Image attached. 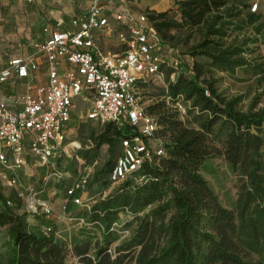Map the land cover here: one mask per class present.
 <instances>
[{
  "label": "trees",
  "instance_id": "obj_1",
  "mask_svg": "<svg viewBox=\"0 0 264 264\" xmlns=\"http://www.w3.org/2000/svg\"><path fill=\"white\" fill-rule=\"evenodd\" d=\"M252 2L175 0L177 19L167 11H146L162 43L177 50L182 62L163 95L189 103L196 111L195 127L179 120L165 101L144 107L156 120L154 138L161 141L164 156L146 160L133 177L93 199L89 210L77 216L86 224L80 238L69 245L17 224L10 237L12 264H66L68 252L79 264H264V110L242 111L241 98L219 93L213 79L214 71L233 74L249 65L245 55L254 42L245 33L250 29L260 35L264 29V19L249 10ZM183 28L201 32L189 60L170 45L171 33ZM150 83L137 84L141 104V90ZM216 128L225 133L220 146L210 138ZM127 132V127L106 124L91 136L93 150L102 145L111 150ZM213 156H222L239 174L233 209L219 203L200 174L203 162ZM113 165L107 162L94 176L103 189L112 186ZM139 175L146 179L142 184L135 182ZM148 207L150 212L139 217ZM122 213L130 214L135 226L111 248L117 232L110 229Z\"/></svg>",
  "mask_w": 264,
  "mask_h": 264
},
{
  "label": "built area",
  "instance_id": "obj_2",
  "mask_svg": "<svg viewBox=\"0 0 264 264\" xmlns=\"http://www.w3.org/2000/svg\"><path fill=\"white\" fill-rule=\"evenodd\" d=\"M140 1L117 0V10L112 11L107 10L102 0H92L86 15L72 21L75 31L53 32L45 42L35 46L47 62V85L37 88L34 94L24 95L21 109L17 111L9 109L5 101L0 102V180L7 187H14L19 181L17 176L8 177L7 174L24 167L28 155L35 157L38 166L46 170L43 185L38 188L28 186L25 195H21L30 215H42L46 219L54 215L39 195L46 184L64 180V173L55 167V161L68 155L63 144L76 101L89 105L85 115L87 121L99 126L114 124L118 128H128L125 136L120 138L121 152L109 173L113 186L133 177L146 160L164 156L161 141L154 138L158 128L156 120L141 104L137 84L163 78L162 66L167 63L175 71L170 76V81H174L182 70V62L177 50L162 43L146 12L137 16L132 14L131 7ZM249 10L256 13L258 4L252 2ZM111 23L120 27L116 35L124 46L121 53L105 52L97 44L95 35L110 33ZM163 54L166 60H163ZM62 62L70 69L59 72ZM35 68L31 60L13 59L0 72V82L8 80L13 73L26 78ZM178 107L182 109L181 105ZM72 144L73 148L79 149V145ZM88 180L89 174H85L66 189L63 210L68 202L75 206L81 204L89 210V201L83 202L80 196ZM145 180L142 175L135 178L137 184ZM6 205L11 204L6 201ZM80 222L86 225L83 220ZM118 228L121 225L116 223L110 230L128 235L127 230ZM40 232L49 237L52 226L44 225Z\"/></svg>",
  "mask_w": 264,
  "mask_h": 264
},
{
  "label": "rangeland",
  "instance_id": "obj_3",
  "mask_svg": "<svg viewBox=\"0 0 264 264\" xmlns=\"http://www.w3.org/2000/svg\"><path fill=\"white\" fill-rule=\"evenodd\" d=\"M250 1L252 0H247V2ZM253 1L258 4L257 13L264 19V0ZM164 2L165 5L169 7L166 10L169 12V16L177 19L178 11L177 7L174 6L175 0H164ZM110 28L114 32L112 38L116 40V32L120 27L116 23H111ZM171 34L174 36V39L170 45L176 47L181 55H185V60H189L190 48L200 41L201 32L196 29L183 28L180 31H173ZM245 36L247 38H252L254 42L253 45L249 46L250 50L245 55L249 61V65L245 68L237 69L233 74L214 71L213 79L215 80V85L219 93L228 98L234 96L241 98L239 108L242 111L264 110V29L260 35H253L249 29L246 31ZM116 42L122 44L120 39ZM108 49L112 52H118L120 47L109 45ZM162 57L163 60H166L164 54ZM197 61L202 64H207L204 58H198ZM161 71L164 79L154 80L141 90L143 91V97L141 98L142 105L147 108L158 102L165 101L166 105L177 113L179 120L187 123L189 126L195 127L196 123L194 118L196 117V111L191 109L189 103L184 104L181 101L172 102L163 95L166 91L165 87L167 81L170 80V76L175 71L168 66V63L162 66ZM75 105L76 110L71 123L68 125L69 130L67 131V138L63 144L68 155H62L61 158L55 161V167L64 173V180L60 183H62L61 186L69 188L75 185L81 176L89 174L88 186L83 192H88L90 196H94V199L99 196L105 197L112 191V187L115 188L121 183L103 189L99 183L94 181V176L107 162H111V164L115 163L121 152L120 146L119 143H117L110 150L108 145H102L98 150H93L94 142L91 136L98 135L104 126H99L85 119V115L89 109L88 104L76 101ZM179 105H181L182 109L178 107ZM224 136V131L216 128L210 138L215 146H220ZM72 143L76 146L79 145V149L73 148ZM262 151L264 152V146ZM34 161L32 165H38V160L36 158H34ZM33 168V176L25 180L26 187L33 186L36 181L35 178L38 176L37 174H41L43 170L45 171V169H40L41 171L38 170L36 166ZM200 174L217 196L219 203L226 209H233L240 180L238 172L233 171L222 156H213L207 158L203 162ZM15 194L16 190L13 187H0V211L3 212L0 214V264H12L11 239L7 237H11L13 231L18 229L17 224L21 230L28 232H39L41 226L44 225L40 224L38 219H35L34 216L26 212L24 202L16 197ZM7 195L10 197L7 198ZM7 200L10 202V206L6 205ZM85 200L86 199H84L83 202H85ZM84 209L85 208L80 204L75 211L70 213L68 217L74 218V220L72 219L65 222L58 221L55 223L57 217H52L50 223L55 225L52 227L51 237L66 245H69L74 238H80L83 225L80 220L77 219V216L81 214ZM150 210V207L145 208L138 216L143 217L148 214ZM3 214L6 216V220H3ZM6 222H8V224L11 223L9 227L11 226L12 230L6 231L7 229L2 226ZM117 223L121 225V228H118L120 231L129 229L131 232L135 226L132 217L128 213L120 214ZM128 236L119 233L114 234L116 240L112 243L111 248L118 246V244ZM92 242H94V239ZM66 264L79 263L78 259L74 257L72 253L68 252L66 255Z\"/></svg>",
  "mask_w": 264,
  "mask_h": 264
},
{
  "label": "crops",
  "instance_id": "obj_4",
  "mask_svg": "<svg viewBox=\"0 0 264 264\" xmlns=\"http://www.w3.org/2000/svg\"><path fill=\"white\" fill-rule=\"evenodd\" d=\"M91 1L0 0V72L6 69L8 63L13 59L31 60L36 66L34 70L29 71L26 78H19L13 73L8 80L0 82V102L5 101L9 109L17 111L21 109V99L24 95L34 94L37 88L47 85V62L44 54L38 52L35 46L45 42L53 32L75 31V28L71 24L72 21L86 15ZM102 4L107 10H117V0H102ZM168 8L164 0H141L131 7V11L134 16H137L146 11L165 12ZM113 33L111 31L110 33L96 34L97 44L105 52L113 54L121 53L124 50V46L120 42H116L118 41L117 35L116 40L112 38ZM109 45L120 47V50L112 52L108 49ZM69 69L70 66L65 62H62L59 66V72H65ZM68 130L69 127L66 129V135ZM34 158L32 155L26 156V165L24 167L15 173L9 172L7 174L8 177L17 176L19 181L13 188L16 190V197L22 201L24 199L21 195L25 194V180L33 176V167L36 166L38 170H43L37 164L32 165V162H35ZM45 171L43 170L41 174H37L35 184L32 187L38 188L43 185L42 177ZM61 185L62 183L50 182L43 186L44 191L39 195L52 208L54 212L53 217H57L55 223L58 221L74 220V218L68 216L77 209V206L68 202L66 209L63 210L66 201L65 191L68 187ZM5 186V182L0 180V187L4 188ZM80 196L82 200L86 199L85 202L89 201L88 204L94 199V196H90L88 192H81ZM6 197L10 196L7 195ZM1 213L3 212L0 211ZM2 218L3 220L7 219L4 214ZM34 218L38 219L40 224L52 227L55 225L50 223L52 219H46L42 215L35 216ZM9 225L11 223L8 224L6 222L2 226L7 229L6 231H10L12 228ZM7 238L9 239L10 236Z\"/></svg>",
  "mask_w": 264,
  "mask_h": 264
}]
</instances>
